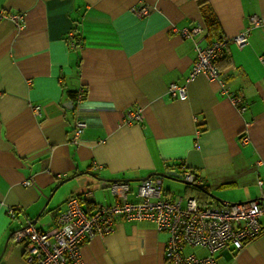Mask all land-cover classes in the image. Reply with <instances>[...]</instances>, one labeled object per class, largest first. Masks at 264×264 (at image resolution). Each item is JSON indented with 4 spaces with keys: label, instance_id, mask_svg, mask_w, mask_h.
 Segmentation results:
<instances>
[{
    "label": "crops",
    "instance_id": "crops-1",
    "mask_svg": "<svg viewBox=\"0 0 264 264\" xmlns=\"http://www.w3.org/2000/svg\"><path fill=\"white\" fill-rule=\"evenodd\" d=\"M141 4L148 15L133 12ZM196 26L193 38L173 31ZM248 28L246 45L231 40ZM220 38L224 87L244 111L217 79L188 81L195 43ZM173 82L186 85L184 97L171 96ZM78 120L86 126L76 137ZM186 169L213 204L264 197V0H0V264H27L26 242L13 233L31 222L50 228L72 195L92 189L96 204L114 205L112 185L125 182L139 202L134 183L168 170L184 179ZM166 242L154 222L119 217L113 232L84 242L81 264H167ZM215 257L264 264V230Z\"/></svg>",
    "mask_w": 264,
    "mask_h": 264
},
{
    "label": "built area",
    "instance_id": "built-area-1",
    "mask_svg": "<svg viewBox=\"0 0 264 264\" xmlns=\"http://www.w3.org/2000/svg\"><path fill=\"white\" fill-rule=\"evenodd\" d=\"M133 12L142 17L150 13L147 5L141 4L133 8ZM19 25L23 14L10 15ZM253 23L258 25L260 18L254 16ZM183 38H193L201 32V27H173ZM250 28L231 39L240 47L249 41ZM227 40L216 39L203 47L195 43L197 58L194 62L188 81L199 74H207L217 79L224 94L238 106L240 111L246 109L239 95L229 93L224 87L223 72L217 61L222 57ZM173 97H184L187 92L185 84L173 82L169 87ZM85 97L84 89L77 93V101ZM34 111L40 114V107ZM136 118L141 114L135 112ZM86 123L78 120L75 135L78 137ZM246 141L247 138L245 137ZM161 176L155 175L140 182L137 195L139 202L127 199L129 184L115 182L112 191L121 201L114 205L96 204L92 189H85L80 194L72 195L55 218L53 226L40 229L34 223H28L13 233L17 241L26 242L27 264H81V248L84 242L96 236H105L115 229L116 219L124 217L129 220H150L156 229L167 234V264H217L215 255L232 245L237 251L264 230L261 218L264 217V197L243 202H224L202 204L196 196H177L172 198L163 191ZM186 181H197L194 173L186 169L182 176ZM259 185L263 180L258 181ZM91 203L92 208L85 206ZM16 210L9 209L15 217ZM187 247L207 249L205 256L185 253Z\"/></svg>",
    "mask_w": 264,
    "mask_h": 264
},
{
    "label": "trees",
    "instance_id": "trees-1",
    "mask_svg": "<svg viewBox=\"0 0 264 264\" xmlns=\"http://www.w3.org/2000/svg\"><path fill=\"white\" fill-rule=\"evenodd\" d=\"M205 21L207 23V26L209 27L210 30L216 31L217 28V18L214 15V13H210L209 10H205ZM221 58L217 61L219 67H220V61ZM221 68V67H220ZM193 172V171H192ZM187 187L191 190H194L195 194H197L198 199L202 204H212V202H215L216 200L214 198H211L207 192V189L204 186L196 184V181H193L189 184H187Z\"/></svg>",
    "mask_w": 264,
    "mask_h": 264
},
{
    "label": "rangeland",
    "instance_id": "rangeland-1",
    "mask_svg": "<svg viewBox=\"0 0 264 264\" xmlns=\"http://www.w3.org/2000/svg\"><path fill=\"white\" fill-rule=\"evenodd\" d=\"M163 179H164L163 180V186H162L163 190L165 192L170 191V193L174 197L175 196H185L186 194L197 196V194H195V192H193L194 190H191L187 187L186 183L177 182V181H170L169 178H163ZM134 185L136 186V188L138 187V185L136 183H134ZM220 199H222V198H220Z\"/></svg>",
    "mask_w": 264,
    "mask_h": 264
},
{
    "label": "water",
    "instance_id": "water-1",
    "mask_svg": "<svg viewBox=\"0 0 264 264\" xmlns=\"http://www.w3.org/2000/svg\"><path fill=\"white\" fill-rule=\"evenodd\" d=\"M159 175L161 176L162 178H172V179H175V180H178V181H181L183 183H189L188 181L184 180L181 178V175L175 171H166V172H162V173H152V174H149L147 176H145L144 178H142V180H145L147 178H149L151 175ZM219 200V202L221 203H224L225 201H223L222 199H217ZM233 203V202H232Z\"/></svg>",
    "mask_w": 264,
    "mask_h": 264
}]
</instances>
